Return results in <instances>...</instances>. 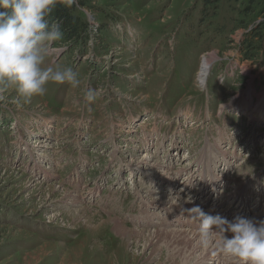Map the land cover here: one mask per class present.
<instances>
[{"label":"rangeland","instance_id":"374dc122","mask_svg":"<svg viewBox=\"0 0 264 264\" xmlns=\"http://www.w3.org/2000/svg\"><path fill=\"white\" fill-rule=\"evenodd\" d=\"M262 2L246 15L251 0L217 9L204 0H96L76 11L91 27L87 43L56 41L46 60L77 72L78 88L49 84L19 106L0 83V264H197L205 247L156 232L201 235L181 226L199 212L159 199L181 197L207 213L214 188L223 202L210 216L235 202L221 217L264 220V119L245 110L263 98L264 57L245 61L239 49L245 26L264 19ZM87 88L97 92L91 103ZM81 208L86 215L70 214ZM108 215L147 238L114 234L100 224Z\"/></svg>","mask_w":264,"mask_h":264},{"label":"clouds","instance_id":"9594fccd","mask_svg":"<svg viewBox=\"0 0 264 264\" xmlns=\"http://www.w3.org/2000/svg\"><path fill=\"white\" fill-rule=\"evenodd\" d=\"M76 0H0V83L12 86L19 106L30 104L34 97H43L47 85L68 83L80 86L77 72L71 67L46 63L52 44L63 39L61 21L48 23L57 4L70 8ZM97 92L87 88L84 101L91 103ZM200 233L209 235L215 226L219 238L217 250L236 259L239 264H264V220L236 216L228 220L219 215L210 216L200 208ZM231 234V235H228Z\"/></svg>","mask_w":264,"mask_h":264},{"label":"bare ground","instance_id":"6f19581e","mask_svg":"<svg viewBox=\"0 0 264 264\" xmlns=\"http://www.w3.org/2000/svg\"><path fill=\"white\" fill-rule=\"evenodd\" d=\"M215 60V58H213V56H208L205 58L204 60V64H203V67L202 70H201V74H200V82L205 85L208 77H209V74H210V71H211V67H212V64H213V61ZM251 92V91H250ZM260 103L257 105V107H255L254 109H250L249 105H250V102L249 104L245 107L246 109L245 110H248L249 111V116L250 118L252 117L253 119L252 120H260V119H264V95H263V98L259 100ZM50 126V125H49ZM48 126V127H49ZM36 135V134H35ZM42 136V135H39V137ZM44 135L41 137L43 138ZM36 138V136H35ZM40 138V139H41ZM149 158V157H148ZM154 166V165H153ZM56 189V188H55ZM50 190H54L53 187L50 186ZM66 197L69 198L71 197L70 199V202L71 204H74V205H78V202L76 200L73 199V195H69V194H66ZM159 201L161 202V204H167L169 203L171 205V207H186V208H190L192 209L193 208V205H191V203L185 201L184 199H182L181 197H163V198H160ZM159 202V203H160ZM69 214V213H68ZM71 215H80L81 216H84L86 215V208H81L79 209V211H71L70 212ZM108 219L107 220H103L100 224L101 226H111L113 229V232L114 234H117L118 236H131L133 234H136L138 235L139 237H145L146 235V232L144 231H138V230H129L123 223H121L120 221H118L117 219L115 218H112L110 215L107 216ZM257 218L259 217H256L255 219L257 220ZM80 219V218H79ZM89 223L88 224H91L92 220L93 219H89ZM97 221V220H96ZM87 224V225H88ZM94 224V223H93ZM92 224V225H93ZM97 224V223H96ZM89 227V225H88ZM94 228V227H93ZM92 228V229H93ZM93 230H96L95 228ZM92 230V231H93ZM215 232V231H214ZM157 234H163L164 237H166V235H171V233H173L172 235H176V238H177V235L180 234V237H182L184 240L185 239H188V241H192V242H195L196 243V252L199 248L201 247H205V250L204 252L201 254L202 256H200L199 258L201 259H198V257L194 258L196 260H192V262L199 264L200 262H206L208 259H211L213 261L214 264H233L231 262H227L225 260V258H223V254L221 255V253L217 250L216 248V245H215V240H217L219 238V235L215 233H211L209 232V235L206 237V238H202L200 234L198 233H194V232H189V231H160V232H156ZM150 234V233H149ZM190 234H192V237L190 239ZM214 234V235H213ZM152 235V234H151ZM158 236V235H156ZM147 238V236H146ZM162 238V237H161ZM175 238V237H173ZM149 239V238H148ZM154 239V238H153ZM164 239V238H163ZM171 239V238H170ZM169 239V240H170ZM181 239V238H180ZM182 239V240H183ZM123 240V239H122ZM125 240V239H124ZM129 240V239H128ZM157 240V239H156ZM155 240V241H156ZM165 240V239H164ZM168 240V239H167ZM151 242H153L151 240ZM164 242V241H163ZM188 242H186L187 244ZM190 243V242H189ZM189 245V244H187ZM185 246V245H184ZM191 247V245L189 246ZM187 248V247H186ZM202 252V251H201ZM183 255V254H182ZM196 255V254H195ZM197 256V255H196ZM227 256V255H225ZM189 258V257H188ZM187 259V258H186ZM173 261V260H172ZM191 262V261H190ZM189 262V263H190ZM191 262V263H192ZM206 264V263H204Z\"/></svg>","mask_w":264,"mask_h":264},{"label":"trees","instance_id":"16d2710c","mask_svg":"<svg viewBox=\"0 0 264 264\" xmlns=\"http://www.w3.org/2000/svg\"><path fill=\"white\" fill-rule=\"evenodd\" d=\"M94 1L96 0H76V3L70 8L57 4L51 15L46 17L48 23L57 19L61 21V30L64 34L62 42L68 44V47L73 48L74 46H78L79 42L83 45L87 43L89 39L87 36L91 33V27L76 15V11L78 6L84 7ZM219 1L220 0H204L207 8L215 7L216 9L218 8ZM254 1L255 0H251V6L246 9V15L250 14V9ZM261 10L260 13L264 18V0L261 4ZM0 11H3V9H0ZM245 28L246 33L244 34L243 42L240 44L239 49L242 51L245 61L254 62L258 54L264 57V19L256 23L253 27L249 28L245 26ZM94 30L96 29H93V31ZM101 49L102 51L107 50L106 47H102Z\"/></svg>","mask_w":264,"mask_h":264},{"label":"built area","instance_id":"2783aa9c","mask_svg":"<svg viewBox=\"0 0 264 264\" xmlns=\"http://www.w3.org/2000/svg\"><path fill=\"white\" fill-rule=\"evenodd\" d=\"M84 137H87V142L89 141V139H91V138H89L88 134L83 135V136L80 138V141H82V143H80L81 145H83V143H84V141L82 140Z\"/></svg>","mask_w":264,"mask_h":264}]
</instances>
